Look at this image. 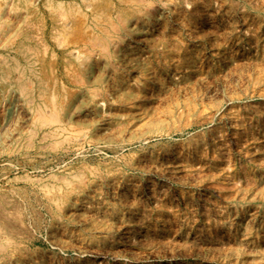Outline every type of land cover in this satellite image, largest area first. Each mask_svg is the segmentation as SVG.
<instances>
[{"label": "rangeland", "instance_id": "1", "mask_svg": "<svg viewBox=\"0 0 264 264\" xmlns=\"http://www.w3.org/2000/svg\"><path fill=\"white\" fill-rule=\"evenodd\" d=\"M0 56V264H264V0H0Z\"/></svg>", "mask_w": 264, "mask_h": 264}, {"label": "bare ground", "instance_id": "2", "mask_svg": "<svg viewBox=\"0 0 264 264\" xmlns=\"http://www.w3.org/2000/svg\"><path fill=\"white\" fill-rule=\"evenodd\" d=\"M59 4H60V3H59ZM24 31H26V30H24ZM21 32H22V31H21ZM25 33H26V32H25ZM28 33H29V32H28ZM28 33H26V35H27ZM22 36H23V35H22ZM24 36H25V35H24ZM24 39H25V38H24ZM26 39H27V38H26ZM11 41H13V40H11ZM17 41H18V39H17ZM20 41H21V40H20ZM18 42H19V41H18ZM8 43H9V41H8ZM11 44H12V43H11ZM15 44H16V43H15ZM15 44H14V46H15ZM25 44H27V43H25ZM7 45H8V44H7ZM9 45H10V44H9ZM23 45H24V42H23ZM21 46H22V45H21ZM28 47H29V44H28ZM25 48H27V47H25ZM15 49H16V47H15L14 49L12 48V50H15ZM75 49H76V48H74V50H75ZM26 50H27V49H26ZM27 51H28V50H27ZM30 51H31V50H30ZM71 51H72V50H71ZM23 53H24V51H23ZM17 54H18V53H17ZM32 54H33V53H30V55H32ZM15 56H16V55H15ZM18 57H19V56H18ZM0 58H1V56H0ZM11 58H13V57H11ZM19 58H20V57H19ZM22 58H23V57H22ZM27 58H28V57H27ZM31 59H32V58H31ZM9 60H10V59H9ZM34 60H35V59H34ZM1 61H2V59H1ZM16 61H17V60H16ZM22 61H23V60H22ZM24 61H25V60H24ZM31 61H33V60H31ZM35 61H36V60H35ZM12 62H14V61H12ZM34 63H35V62H34ZM34 63H32V64H34ZM5 64H6V63H5ZM5 64H4V65H5ZM16 64H17V62H16ZM26 64H27V63H26ZM30 64H31V63H29V66H30ZM9 65H10V64H9ZM14 65H15V64H14ZM35 66H36V65H35ZM3 68H4V67H3ZM3 68H2V70H3ZM5 69H7V66H6ZM19 69H20V68H19ZM28 69H29V67H28ZM8 70H9V68H8ZM13 70H14V69H13ZM15 70H16V69H15ZM15 70H14V71H15ZM26 70H27V69H26ZM29 71H30V70H29ZM36 71H37V70H36ZM5 72H6V71H5ZM5 72L3 71V72H1V73H5ZM15 72H16V71H15ZM21 72H22V71H21ZM12 73H13V72H12ZM29 73H30V72H29ZM31 73H32V72H31ZM31 73H30V74H31ZM30 74H29V76H30ZM32 74H33V73H32ZM5 75H6V74H5ZM14 75H15V74H14ZM17 75H18V74H17ZM18 76H19V75H18ZM21 76H22V75H21ZM35 76H36V75H35ZM0 77H1V76H0ZM26 77H27V76H26ZM31 77H32V76H31ZM28 78H29V77H28ZM4 79L6 80V78H4ZM25 79H26V78H25ZM25 79H24V81H25ZM35 79H36V77H35ZM16 80H17V79H16ZM21 81H22V79H21ZM8 82H9V81H8ZM34 83H35V82H34ZM36 83H37V81H36ZM27 85H28V83H27ZM27 85H26V86H27ZM34 85H35V84H34ZM37 85H38V84H37ZM18 86H19V85H18ZM29 86H31V85H29ZM29 86H28V87H29ZM40 86H41V85H40ZM31 88H32V87H31ZM31 88H30V89H31ZM23 89H24V88H23ZM50 89H51V88H50ZM60 89H61V88H60ZM10 90H11V89H10ZM19 90H20V92H21V89H20V88H19ZM37 90H38V89H37ZM42 90H43V88H42ZM42 90H41V91H42ZM51 90H52V89H51ZM61 90H62V89H61ZM11 91H12V90H11ZM29 91H30V90H29ZM31 91H32V90H31ZM34 91H35V90H34ZM43 91H44V90H43ZM44 92H45V91H44ZM61 92H62V91H61ZM11 93H12V92H11ZM16 93H17V92H16ZM99 93H100V92H99ZM20 94H21V93H20ZM25 94H26V93H25ZM25 94L23 93V96H24ZM31 94H32V93H31ZM50 94H51V92H50ZM54 94H55V93H54ZM39 95H40V94H39ZM56 95H57V94H56ZM91 95H92V94H91ZM11 96H12V95H11ZM16 96H17V95H16ZM16 96H15V97H16ZM93 96H94V95H93ZM101 96H102V95H101ZM13 97H14V96H13ZM19 97H20V96H19ZM35 97H36V96H35ZM38 97H39V96H38ZM91 97H92V96H91ZM94 97H96V96H94ZM17 98H18V97H17ZM21 98H23V97H21ZM21 98H20V99H21ZM96 98H97V97H96ZM7 99H8V97H7ZM9 99H10V97H9ZM40 99H41V98H40ZM98 99H101V98H98ZM26 100H27V99H26ZM34 100H35V99H34ZM36 100H37V99H36ZM92 100H93V99H92ZM95 100H97V99H95ZM7 101H8V100H7ZM16 101H17V100H16ZM19 101H20V100H19ZM21 101H23V100H21ZM37 101H38V100H37ZM39 101H41V100H39ZM93 101H94V100H93ZM101 101H102V100H101ZM12 102H13V101H12ZM17 102H18V101H17ZM17 102H16V103H17ZM34 102H35V101H34ZM52 102H53V100H52ZM27 103H29V102H27ZM59 103H60V102H59ZM94 103H95V102H94ZM11 104H12V103H11ZM13 104H14V102H13ZM42 104H43V103H42ZM46 104H47V103H46ZM15 105H16V104H15ZM24 105H25V104H24ZM57 105H58V104H57ZM57 105H56V106H57ZM13 106H14V105H13ZM16 106H17V105H16ZM52 106H54V105L52 104ZM37 108H42V105H40V104L37 105ZM37 108H36V112H37ZM50 108H51V106H50ZM57 108H58V107H57ZM13 109H14V108H13ZM13 109H12V111H13ZM15 109H16V107H15ZM44 109H45V108H44ZM46 109H47V107H46ZM52 109H54V108L52 107V108H51V111H52ZM58 109H59V108H58ZM47 110H48V109H47ZM59 110H60V109H59ZM28 111H29V110H28ZM34 111H35V110H34ZM41 111H42V110H41ZM39 112H40V111H39ZM48 112H49V111H48ZM48 112H47V113H48ZM55 112H57V111L55 110ZM10 113H12V112H10ZM44 113H45V112H44ZM37 114H39V113H37ZM42 114H43V113H42ZM49 114H50V113H49ZM11 115H12V114H11ZM35 115H36V114H35ZM46 115H47V114H46ZM12 116H13V115H12ZM37 116H38V115H37ZM41 116H42V115H41ZM41 116L39 115L38 117H41ZM51 116H52V115H51ZM51 116H50V117H51ZM54 116H55V115H53V119H55ZM4 117H5V116H4ZM8 117H9V115H8ZM34 117H36V116H34ZM6 118H7V117H6ZM10 118H11V117H10ZM31 118H32V117H31ZM36 118H37V117H36ZM42 118H43V117H41V120H43ZM44 119H45V118H44ZM53 119H50V118H49L48 120L51 121V120H53ZM33 120H34V119H33ZM36 120H37V119H36ZM38 121L40 122L39 125H42L43 122H44V121H40V118H38ZM46 121H47V119H46ZM46 121H45V122H46ZM50 121H49V122H50ZM8 122H9V121H8ZM36 122H37V121H36ZM45 122H44V123H45ZM49 122H48V123H49ZM51 122H52V121H51ZM51 122H50V123H51ZM57 122H58V121H57ZM57 122H56V124H57ZM50 123L47 124V125H50ZM53 123H54V122H53ZM58 123H59V122H58ZM30 124H31V123H30ZM32 124H33V123H32ZM45 124H46V123H45ZM4 125H5V123H4ZM33 125H34V124H33ZM36 125H37V124H36ZM9 126H10V125H9ZM9 126H7V127H9ZM61 126H62V125H61ZM61 126H60V128H61ZM4 127H5V126H4ZM36 127H37V126H36ZM51 127H52V126H51ZM53 127H54V125H53ZM56 127H57V126H56ZM5 128H6V127H5ZM31 128H32V127H31ZM31 128H29V129H31ZM34 128H35V127H34ZM63 128H64V126H63ZM63 128H61V129H63ZM53 129H54V128H53ZM58 129H59V126H58ZM58 129H56V130H58ZM4 130H5V129H4ZM8 130H9V129H8ZM48 130H49V129H48ZM59 130H60V129H59ZM64 130H65V128H64ZM28 131H29V130H28ZM46 131H47V130H46ZM60 131H61V130H60ZM0 132L2 133V131H0ZM31 132H32V131L27 132V133H29V135H30ZM33 132H35V131L33 130ZM51 133H53V131H52ZM51 133H50V134H51ZM33 134H34V133H33ZM33 134L31 133V136H35V135H33ZM41 134H42V132H41ZM52 135H53V134H52ZM62 135H63V134H62ZM66 135H67V134H66ZM66 135H64V136L66 137ZM0 136H1V135H0ZM2 136H3V135H2ZM59 136H60V135H59ZM64 136H63V137H64ZM67 136H68V135H67ZM16 137H18V136H16ZM28 137H29V136H28ZM49 137H50V136H49ZM18 138H19V137H18ZM29 138H30V137H29ZM34 138H35V137H34ZM39 138H40V137H39ZM50 138H51V137H50ZM60 138H61V137H60ZM74 138H75V137H74ZM32 139H33V138H32ZM41 139H44V137L41 138ZM54 139H55V138H54ZM56 139H57V137H56ZM85 139H86V138H85ZM27 140H28V139H27ZM61 140H62V139H61ZM61 140H59V141H61ZM86 140H87V139H86ZM17 141H18V140H17ZM37 141H38V140H37ZM41 141H42V140H41ZM50 141H51V140H50ZM50 141L47 142V143H50ZM27 142H28V141H27ZM52 142H53V141H52ZM26 144H27V143H26ZM40 144H41V143H40ZM45 144H46V143H45ZM53 144H54V143H53ZM56 144H57V143H56ZM36 145H37V144H36ZM38 145H39V144H38ZM18 146H19V145H18ZM23 146H24V145H23ZM40 146H43V145L41 144ZM40 146H39V148H40ZM8 147H9V146H8ZM11 147H12V146H11ZM27 147L29 148V146H27ZM14 148H16V147H14ZM17 148H18V147H17ZM17 148H16V149H17ZM35 148H36V147H35ZM54 148H55V147H54ZM54 148H53V149H54ZM3 149H4V148H3ZM30 149H31V148H30ZM11 150H12V149H11ZM13 150H14V149H13ZM19 150H20V149H19ZM37 150H38V149H37ZM8 151H9V150H8ZM17 151H18V150H17ZM39 151H40V150H39ZM13 152H14V151H13ZM32 152H33V151H32ZM10 153H11V152H10ZM7 155H8V153H7ZM73 174H74V173H73ZM57 175H60V174H57ZM68 175H70V174H68ZM63 176H64V175H63ZM66 176H67V175H66ZM72 176H74V175H72ZM76 176L79 177V174L76 175ZM76 176H74V177H76ZM53 177H54V176H53ZM55 177H56V176H55ZM67 177H68V176H67ZM56 178H57V177H56ZM56 178H55V179H56ZM58 178H59V176H58ZM58 178H57V180H58ZM60 178L62 179V177H60ZM65 178H66V177H65ZM63 179H64V178H63ZM67 179H68V178H67ZM75 179H76V178H75ZM64 180H65V179H64ZM70 180H71V182H73L72 179H70ZM73 180H74V179H73ZM53 181H54V180H53ZM56 182H57V181H56ZM65 182H66V181H65ZM65 182H64V183H65ZM62 183H63V182H62ZM42 184H43V183H42ZM47 184H48V183H47ZM50 184H51V183H50ZM52 184H53V182H52ZM52 184H51V188H52ZM66 184H67V183H66ZM66 184H64V185H66ZM39 185H40V184H39ZM57 185H58V184H57ZM44 186H45V185H44ZM44 186H43V187H44ZM47 186H48V185H47ZM47 186H46V188H45V187H44V188L47 189ZM41 187H42V186H41ZM53 187H54V185H53ZM56 187H57V186H56ZM70 187H71V186H70ZM48 188H49V186H48ZM54 188H55V187H54ZM65 188H66V187H65ZM68 188H69V187H68ZM59 189H60V188H59ZM47 190H48V189H47ZM50 190H53V189H50ZM53 191H54V193H55V190H53ZM59 191H60V190H59ZM59 191H58V192H59ZM72 191H73V189H72ZM48 192H49V191H48ZM48 192H47V193H48ZM77 193H78V192H76V194H77ZM52 194H53V193H52ZM55 194H56V193H55ZM65 194H66V192H64V196H65ZM68 194H69V191H68ZM72 194H74V193H72ZM72 194H71V195H72ZM60 195H61V194H60V192H59V196H60ZM62 195H63V194H62ZM78 195H79V194H78ZM56 196H57V195H56ZM66 196H67V194H66ZM69 197H70V195H69ZM69 197H68V198H69ZM76 197H77V196H76ZM59 198H60V197H59ZM66 198H67V197H66ZM46 199H47V198H46ZM51 199H52V198H51ZM61 199H62V197H61ZM74 199H76V198L74 197ZM80 199H81V198H80ZM62 200H63V199H62ZM67 200H68V199H67ZM70 200H71V199H70ZM52 201L55 202V200H52ZM71 201H73V200H71ZM77 201H78V200H77ZM66 202H67V201H66ZM73 202H74V201H73ZM55 203H57V202H55ZM63 203H64V202H63ZM73 204H74V203H73ZM76 205H77V204H76ZM67 206H68V204H67ZM69 206H70V203H69ZM56 207H57V206H56ZM61 207H62V206H61ZM64 207L66 208V206H63V208H64ZM2 208H3V207H2ZM50 208H51V207H50ZM71 209H72V208H71ZM71 209H70V210H71ZM0 210H1V209H0ZM59 210H60V209H59ZM59 210H58V211H59ZM62 210H64V209H62ZM65 211H68V210L65 209ZM0 233H1V232H0ZM2 235H3V234H2ZM0 237H2V236H0ZM1 240H3V239H1ZM3 241H6V240H3ZM4 246H5V245H4ZM0 248H1L0 250H2V244H1ZM3 249H4V248H3Z\"/></svg>", "mask_w": 264, "mask_h": 264}]
</instances>
